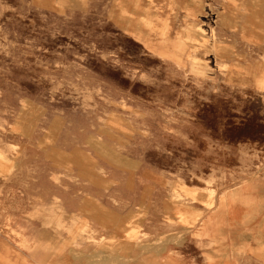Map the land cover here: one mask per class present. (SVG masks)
<instances>
[{
    "label": "rangeland",
    "instance_id": "obj_1",
    "mask_svg": "<svg viewBox=\"0 0 264 264\" xmlns=\"http://www.w3.org/2000/svg\"><path fill=\"white\" fill-rule=\"evenodd\" d=\"M246 243L264 0H0V264H264Z\"/></svg>",
    "mask_w": 264,
    "mask_h": 264
},
{
    "label": "crops",
    "instance_id": "obj_2",
    "mask_svg": "<svg viewBox=\"0 0 264 264\" xmlns=\"http://www.w3.org/2000/svg\"><path fill=\"white\" fill-rule=\"evenodd\" d=\"M246 223H250L247 220L246 221H235L234 223H229V227L234 226L235 230L244 228L246 229V227H243L244 225H246ZM254 223V222H253ZM212 229H209L207 232L210 233ZM241 234L236 233V237H240L238 236ZM235 240L237 241H242V240H246V238H236ZM258 242H260L261 239H256ZM242 244L237 243L236 246H240ZM260 245H264L261 243H249V245L246 243V250L251 251V253L254 255V252H257L260 249ZM251 246V247H250ZM255 246V248H253ZM29 251H31V249H29ZM23 262H21V264H26V263H31V264H60V261L62 262V260H60V257L56 254H52L49 253L47 254L46 258L43 257H39V254H37L35 251H33L32 253H23ZM45 259V260H44ZM44 262V263H42ZM63 264V262H62ZM213 264H216L215 262H213Z\"/></svg>",
    "mask_w": 264,
    "mask_h": 264
},
{
    "label": "bare ground",
    "instance_id": "obj_3",
    "mask_svg": "<svg viewBox=\"0 0 264 264\" xmlns=\"http://www.w3.org/2000/svg\"><path fill=\"white\" fill-rule=\"evenodd\" d=\"M191 39V38H190ZM190 39H187L188 41L190 40ZM186 40V41H187ZM195 40V39H194ZM191 41H192V39H191ZM192 44V43H191ZM186 59V58H185ZM190 60V59H189ZM192 63V62H191ZM236 202V200H234V201H226V200H222V205H224L225 207H226V212L228 211V210H231V208H232V205L234 204ZM213 219H210V220H208L207 221V223H206V226H205V230L206 231H208L209 229H210V224L209 223H211V221H212ZM57 229V228H56ZM23 243H26L25 245L26 246H29V247H31L30 246V240H23L22 241ZM21 245V244H20ZM23 245V244H22ZM62 247V246H61ZM66 251V250H65ZM36 252V251H35Z\"/></svg>",
    "mask_w": 264,
    "mask_h": 264
}]
</instances>
